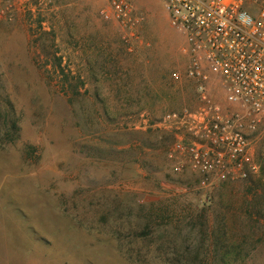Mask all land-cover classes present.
<instances>
[{"label":"rangeland","instance_id":"obj_1","mask_svg":"<svg viewBox=\"0 0 264 264\" xmlns=\"http://www.w3.org/2000/svg\"><path fill=\"white\" fill-rule=\"evenodd\" d=\"M134 2L132 30L99 0L0 19V264H264V134L248 178L173 171L160 119L197 104L184 38Z\"/></svg>","mask_w":264,"mask_h":264},{"label":"built area","instance_id":"obj_2","mask_svg":"<svg viewBox=\"0 0 264 264\" xmlns=\"http://www.w3.org/2000/svg\"><path fill=\"white\" fill-rule=\"evenodd\" d=\"M103 20L135 29L144 20L134 0H99ZM183 36L185 76L197 104L160 119L174 141L166 156L207 187L257 174L253 142L264 134V0H156ZM58 0H0V19ZM223 102L221 101L222 98Z\"/></svg>","mask_w":264,"mask_h":264},{"label":"crops","instance_id":"obj_3","mask_svg":"<svg viewBox=\"0 0 264 264\" xmlns=\"http://www.w3.org/2000/svg\"><path fill=\"white\" fill-rule=\"evenodd\" d=\"M166 11V10H165ZM167 13V12H166Z\"/></svg>","mask_w":264,"mask_h":264}]
</instances>
